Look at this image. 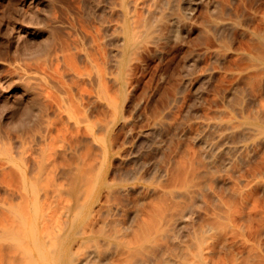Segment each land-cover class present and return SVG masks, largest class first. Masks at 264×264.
Masks as SVG:
<instances>
[{
  "label": "rangeland",
  "instance_id": "1",
  "mask_svg": "<svg viewBox=\"0 0 264 264\" xmlns=\"http://www.w3.org/2000/svg\"><path fill=\"white\" fill-rule=\"evenodd\" d=\"M153 1L125 0L123 6L120 0H0V218L3 219L6 206L19 201L9 174L14 167L8 153L16 152L17 163L29 175L36 170L33 174L36 176L43 161L40 155L45 159L52 152H58V157L59 150L63 149L60 145L71 137L97 144L96 139L102 134L92 121L96 117H86V112L93 109V114L98 115L101 108L105 109L98 103V75L101 74L109 92L114 94L113 78L117 72L114 60L119 55L125 17L132 22L140 19L142 24L146 23L144 18L151 16L155 7L156 0ZM218 1L216 14L233 17L239 11L245 21L222 32L226 43L218 44L217 52L206 51L204 45L194 41L196 33L186 34L185 42L192 44L188 43L191 45L189 71L181 66L183 50L172 42L169 44L173 48L164 43L148 45L129 62L127 69L130 100L125 103V112L128 115L135 112L142 116L152 104L160 103L158 92L163 88L170 94L173 77L176 80L189 77L179 86L178 97L185 91L184 98L182 94L170 113L171 121L179 115L173 121L176 124L186 109L192 116V121L181 130L182 137L177 138L181 151L179 156L176 154L177 159L201 147L196 138L204 117L220 116L222 123L230 118L236 126L243 123L244 117L254 114L264 120V65H257L249 56L253 53L252 32L264 31V0ZM230 1L233 4L229 5ZM200 8L194 14L196 18L204 12ZM193 77L199 80L200 86L194 94L188 88V81H195ZM31 101L39 104V117L31 124L18 127L31 108ZM135 104L138 107L134 110ZM140 123H136L135 132L147 128H139L143 125ZM120 124L114 130L118 142L125 135L123 129L119 130ZM244 127L225 129L217 143L216 159L203 168L209 171L210 186L226 204L229 219L224 229L210 238L209 243H213L210 246L216 248L213 246L209 254V264H264V134ZM94 130L98 133L94 134ZM78 149L83 154L82 145ZM67 152L74 153V148ZM214 205L196 214V227L216 221L214 215L224 208L221 211Z\"/></svg>",
  "mask_w": 264,
  "mask_h": 264
},
{
  "label": "bare ground",
  "instance_id": "2",
  "mask_svg": "<svg viewBox=\"0 0 264 264\" xmlns=\"http://www.w3.org/2000/svg\"><path fill=\"white\" fill-rule=\"evenodd\" d=\"M120 1L125 6V0ZM218 2L156 0L152 4L155 6L153 11L150 9V18H144L146 23L142 24L139 19V24L135 19L137 24L125 17L120 49L117 50L119 55L114 60L117 67L113 78L115 92H109L99 74L98 103L105 109L98 107L101 108L99 113L96 112L98 115L93 114V109L86 112V117H96L92 121L102 134L96 139L97 144L93 140L83 143L78 137H69L66 144L60 145L63 149L59 150L58 157L61 159L56 157L58 152H52L45 159L40 155L43 161L40 165L41 160H38L39 171L36 176H33L36 170L30 174L32 177L17 163L16 152L11 150L12 153H8L14 167L9 174L19 201L11 202L8 207V202L3 201L6 211L3 219L0 218V264H209V254L213 246L216 248L215 245L210 246L213 243L209 241L213 234L224 229L229 219L228 210L224 208L226 204L210 186L209 171H203V168L216 159L219 152L217 143L224 136L225 129L245 126L264 134V120L254 114L244 117L243 123L236 126L231 124L230 118L222 123L220 116L204 117L202 123L199 121L201 129L196 138L201 147L194 151L190 149L193 152H185L181 159H177L176 154L181 152L177 141L182 137L183 126L192 121V116L186 109L176 124L173 121L179 115L171 121L170 113L176 108L174 105L178 98L182 97L183 93L178 97L179 86L189 77H179L181 80H176L178 74L175 79L173 77L170 94L163 88L159 90L160 103L146 107L148 109L144 113L142 111V116L135 112L126 114L125 103L130 96L127 82L129 62L143 48L175 43L183 50L181 55L185 62L181 66L189 71L188 56L192 44L185 42L186 34L196 33L192 38L194 41L204 45L206 51L217 52L218 44L226 43L222 32L243 25L245 20L239 11H235L233 17L216 14ZM230 2L229 5L233 4ZM199 7L204 12L199 9L198 14L202 15L196 18L194 14ZM252 35L253 53L249 56L257 65H264V31L252 32ZM198 81H188L193 94L200 88ZM31 102L30 110L17 124L18 127L38 119L39 104ZM192 109L195 112V108ZM137 122L138 125L140 122L143 124L139 128H147L135 132ZM117 123H121L119 130L123 129L125 133L120 142L114 136ZM81 145L83 154L78 149ZM72 148L74 153H68L67 150ZM14 191L11 192L14 194ZM214 203L217 205L214 208H224V211L214 215L216 221L213 223L196 227V214Z\"/></svg>",
  "mask_w": 264,
  "mask_h": 264
}]
</instances>
